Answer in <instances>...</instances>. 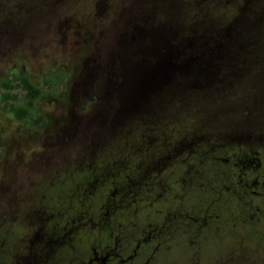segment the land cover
I'll use <instances>...</instances> for the list:
<instances>
[{"label": "rangeland", "instance_id": "374dc122", "mask_svg": "<svg viewBox=\"0 0 264 264\" xmlns=\"http://www.w3.org/2000/svg\"><path fill=\"white\" fill-rule=\"evenodd\" d=\"M127 3L0 0V243L5 241L0 264L8 257L9 246L12 262L30 252L28 245L37 230L30 224L31 213L47 212L55 227L57 215L44 205L53 199L62 206L76 205L78 198L67 195L87 187L93 190L88 184L77 185L101 168L127 204L113 218L122 226L100 228L101 239L82 230L76 241L61 247L52 264H85L89 244L99 251L102 246L110 253L125 254L137 240L150 237L157 248L150 264H264V225L245 220L249 217L241 203L226 212L219 202L220 217L203 227L184 224L190 215L187 210L215 205L211 202L213 186L218 185L215 165L204 162V178L192 189L182 187L180 179L197 163L196 157L230 142L231 130L246 135L239 123L242 117L264 112V100L259 110L243 111L258 103L254 75L264 73V66L252 67L224 97L173 102L156 120L154 131L140 123L128 136H113L101 149L99 142L105 136L100 135L111 129L101 118L109 106L102 95L107 84L98 76L92 79L91 73L107 56ZM16 75H25L41 89L34 101H19L31 112L25 121L3 107L2 81ZM13 91L24 98L20 87ZM236 146L229 144L227 151ZM99 195L100 190L97 200ZM180 205L185 209L175 217ZM95 210L92 206V213H80L83 220ZM166 216L174 219L160 239L156 232Z\"/></svg>", "mask_w": 264, "mask_h": 264}, {"label": "trees", "instance_id": "16d2710c", "mask_svg": "<svg viewBox=\"0 0 264 264\" xmlns=\"http://www.w3.org/2000/svg\"><path fill=\"white\" fill-rule=\"evenodd\" d=\"M124 10L107 56L91 73L107 84L102 95L109 106L101 118L111 129L101 133V149L140 123L154 131L173 102L224 97L252 67L264 66V0H128ZM254 81L258 106L243 107L246 113L259 110L264 100V73H256ZM16 87L24 98L13 91ZM2 88L4 109L25 121L31 112L19 101H34L41 89L25 75L2 81ZM30 215L37 229L30 252L12 262L9 246L2 264H52L61 247L74 240L73 226L53 227L47 212ZM4 246L5 241L0 250Z\"/></svg>", "mask_w": 264, "mask_h": 264}, {"label": "flooded vegetation", "instance_id": "af4514ba", "mask_svg": "<svg viewBox=\"0 0 264 264\" xmlns=\"http://www.w3.org/2000/svg\"><path fill=\"white\" fill-rule=\"evenodd\" d=\"M246 115V114H245ZM242 117V116H241ZM239 120L241 125H244L242 130L246 131V135L235 134V130H231L234 133L230 137V142L221 143L220 146L216 145V148H212L202 154L201 158L196 157L197 163L191 165L190 168L184 170V176L181 177L183 182L182 187L187 186L191 188L197 184L199 179H203L205 171L207 170L204 162L208 161V166L215 165V177L218 180V185L213 186L214 198L211 202H215L213 208L209 204L204 207H197L190 212L188 221L184 224L189 226L195 225L197 227H203L206 224L216 220L220 217L221 212L216 210L217 204L220 202L224 205V211H228L234 204L241 203L245 210V220H254L257 225H264V112L255 113L252 116L242 117ZM114 138H109L113 140ZM237 145L236 150L227 151L228 145ZM194 168V169H193ZM95 175H90L84 182L77 186L88 184L94 187L90 190L89 187L84 191L70 193L69 198H78L76 205L66 204L63 206L58 203V200L48 202L44 205L46 211H52V216L55 217V224L63 230L73 226L74 240L76 241L79 233L88 229L92 235L99 236L101 239L100 228L112 227L111 225L122 226L120 222H114V216L120 211L125 210L127 204H124L125 199L123 194H120L119 188L113 186L115 181H112L108 176L104 175L103 170ZM89 179V180H87ZM93 179V180H90ZM103 183H107L105 188H100ZM100 190L99 199L97 200L96 194ZM120 194V195H119ZM124 196H127L126 194ZM128 197H130L128 195ZM58 198V197H57ZM97 203L95 204V201ZM101 200V202H99ZM128 200V199H127ZM126 200V201H127ZM132 200H128V204ZM67 202V201H64ZM105 209L102 208L101 203ZM95 206V214L83 220L85 215L92 213L91 207ZM179 206L175 217L179 215ZM185 209V208H184ZM45 211V212H46ZM174 219L173 217H167L162 223V227L156 234H159V238L165 236V232L169 227V222ZM115 224H114V223ZM165 228V229H164ZM98 244L104 245L101 240H96ZM156 246L151 244V237L141 240H137L131 247L125 249V254H113L108 250L102 249L99 251L97 247H93L91 244L87 246L85 250V264H150V260L155 254Z\"/></svg>", "mask_w": 264, "mask_h": 264}]
</instances>
